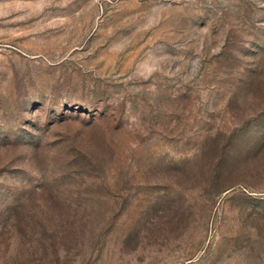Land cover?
<instances>
[{"label":"rangeland","instance_id":"obj_1","mask_svg":"<svg viewBox=\"0 0 264 264\" xmlns=\"http://www.w3.org/2000/svg\"><path fill=\"white\" fill-rule=\"evenodd\" d=\"M0 264H264V0H0Z\"/></svg>","mask_w":264,"mask_h":264}]
</instances>
